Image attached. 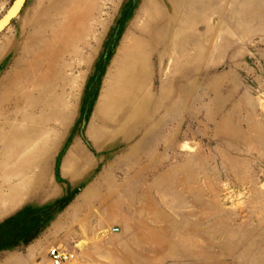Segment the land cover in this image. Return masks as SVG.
I'll return each instance as SVG.
<instances>
[{"label": "rangeland", "instance_id": "rangeland-1", "mask_svg": "<svg viewBox=\"0 0 264 264\" xmlns=\"http://www.w3.org/2000/svg\"><path fill=\"white\" fill-rule=\"evenodd\" d=\"M51 247L264 264V0L25 2L0 33V264Z\"/></svg>", "mask_w": 264, "mask_h": 264}, {"label": "water", "instance_id": "water-1", "mask_svg": "<svg viewBox=\"0 0 264 264\" xmlns=\"http://www.w3.org/2000/svg\"><path fill=\"white\" fill-rule=\"evenodd\" d=\"M27 0H13L6 12L0 17V33L4 31L10 22L21 12Z\"/></svg>", "mask_w": 264, "mask_h": 264}, {"label": "built area", "instance_id": "built-area-1", "mask_svg": "<svg viewBox=\"0 0 264 264\" xmlns=\"http://www.w3.org/2000/svg\"><path fill=\"white\" fill-rule=\"evenodd\" d=\"M112 232H117V229H112ZM47 258L50 264H69L74 259L72 253L51 247L47 251Z\"/></svg>", "mask_w": 264, "mask_h": 264}, {"label": "crops", "instance_id": "crops-1", "mask_svg": "<svg viewBox=\"0 0 264 264\" xmlns=\"http://www.w3.org/2000/svg\"><path fill=\"white\" fill-rule=\"evenodd\" d=\"M125 259H127V258H125Z\"/></svg>", "mask_w": 264, "mask_h": 264}, {"label": "bare ground", "instance_id": "bare-ground-1", "mask_svg": "<svg viewBox=\"0 0 264 264\" xmlns=\"http://www.w3.org/2000/svg\"><path fill=\"white\" fill-rule=\"evenodd\" d=\"M5 30V29H4Z\"/></svg>", "mask_w": 264, "mask_h": 264}]
</instances>
